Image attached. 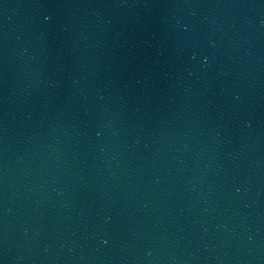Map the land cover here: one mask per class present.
<instances>
[{
  "label": "water",
  "instance_id": "obj_1",
  "mask_svg": "<svg viewBox=\"0 0 264 264\" xmlns=\"http://www.w3.org/2000/svg\"><path fill=\"white\" fill-rule=\"evenodd\" d=\"M0 264H264V0H0Z\"/></svg>",
  "mask_w": 264,
  "mask_h": 264
}]
</instances>
